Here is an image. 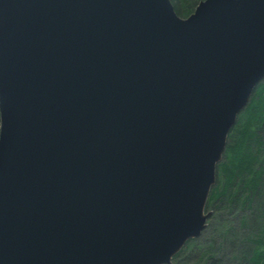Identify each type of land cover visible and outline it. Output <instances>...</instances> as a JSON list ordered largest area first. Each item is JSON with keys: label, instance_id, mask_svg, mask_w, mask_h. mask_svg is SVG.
I'll use <instances>...</instances> for the list:
<instances>
[{"label": "water", "instance_id": "water-1", "mask_svg": "<svg viewBox=\"0 0 264 264\" xmlns=\"http://www.w3.org/2000/svg\"><path fill=\"white\" fill-rule=\"evenodd\" d=\"M264 81V0H0V264H173Z\"/></svg>", "mask_w": 264, "mask_h": 264}, {"label": "trees", "instance_id": "trees-1", "mask_svg": "<svg viewBox=\"0 0 264 264\" xmlns=\"http://www.w3.org/2000/svg\"><path fill=\"white\" fill-rule=\"evenodd\" d=\"M200 1L171 0L183 18L193 13ZM217 179L208 207L221 212L222 222H215L209 243L189 240L173 264H264V81L229 133ZM239 210L242 213L236 222L227 220Z\"/></svg>", "mask_w": 264, "mask_h": 264}, {"label": "rangeland", "instance_id": "rangeland-1", "mask_svg": "<svg viewBox=\"0 0 264 264\" xmlns=\"http://www.w3.org/2000/svg\"><path fill=\"white\" fill-rule=\"evenodd\" d=\"M194 12V11H193ZM183 18V17H182ZM217 180L218 179H216V183H217ZM216 185V184H215ZM214 185V186H215ZM208 205V204H207ZM242 209V208H241ZM223 210V209H222ZM221 210V211H222ZM206 211H212V215H211V217L209 218V220H208V228H207V231H208V236L206 235V237L204 236V234L202 233V235L200 236V237H198V238H196V239H198V243L197 244H200V245H204L203 243H209L208 242V240H209V238H210V236H211V233L212 232H214L215 231V229H216V225H215V222H222V221H219V219H220V214H221V212L220 211H218L217 210V212H215L216 210L215 209H211V208H209L208 206H207V209H206ZM242 212H241V210H239V213L236 215V216H229L228 218H227V220L229 221L230 220V222H236L237 221V218L239 217L238 215L239 214H241ZM218 224V223H217ZM192 252V251H191ZM191 252H190V254H191ZM188 255V252H185V254H184V256H187ZM190 260H193V258H190ZM173 262L175 263V261L173 260Z\"/></svg>", "mask_w": 264, "mask_h": 264}]
</instances>
